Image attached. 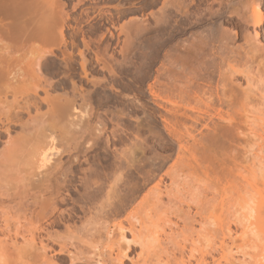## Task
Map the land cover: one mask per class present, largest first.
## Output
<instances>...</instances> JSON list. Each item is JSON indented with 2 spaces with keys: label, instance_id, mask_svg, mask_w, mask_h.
Listing matches in <instances>:
<instances>
[{
  "label": "bare ground",
  "instance_id": "bare-ground-1",
  "mask_svg": "<svg viewBox=\"0 0 264 264\" xmlns=\"http://www.w3.org/2000/svg\"><path fill=\"white\" fill-rule=\"evenodd\" d=\"M209 1L208 14L214 2L218 8L238 3ZM198 2L0 0V264H59L57 257L61 256L67 264H125L124 259L131 264H149L153 255L159 258L171 243L176 253L167 258L166 264H236L233 249L252 242L256 244L251 248L257 252L242 253L243 262L238 264H256L264 255V185L257 182L256 174L264 170L263 91L251 94V100L232 81L214 100L211 95L181 91L180 105L164 116L175 124L185 120L201 123L203 130L197 133L200 141L194 135L188 140L192 145L203 143L198 145L213 154L218 167L225 165L226 176L218 180H224L227 187L219 188L218 193L213 189L211 158L187 153L183 144H178L180 151L162 175L150 174L146 160L135 157L125 166L128 170L121 190L118 188L119 195L116 191L115 196V174L112 185L107 182V188L104 183L112 175H107L109 171L105 174L102 156L118 141V123L108 131L107 123L117 120L114 113L104 116L95 110L96 103L97 107L102 98H108L101 96L93 104L100 92L96 86L106 80L104 84L115 89L114 85L120 83L118 74L130 71L132 63L143 55L142 44L146 50L150 48L147 45L152 41L144 32L164 31L172 11L197 21ZM260 2L255 0L248 7V3H239L240 8L226 14L252 28L250 36L259 52L254 56L258 72L264 71V49L258 40V28L264 23ZM138 13H143L142 19L135 16ZM93 19L100 23L88 25ZM230 31L235 34L233 28ZM112 40V50L117 47L120 54V66L113 53H108ZM94 70L102 73L103 82L91 79L88 72ZM82 83L90 84L91 89L84 90ZM151 84L147 87L149 99L155 108L162 109ZM58 90L60 95H56ZM215 102L225 106L226 112L215 111ZM243 172L249 177L241 176ZM131 174L141 176L144 187L138 189ZM75 178L83 193H70ZM103 184L107 188L104 202L100 200V205L91 207L96 205L92 204L94 200L89 208L88 201L103 189ZM65 202L77 205L67 212L61 207ZM215 213L219 215L215 217ZM118 214L123 218L115 226ZM171 214L181 221L180 225L178 221L171 223ZM226 214L233 217L234 233ZM111 219L113 222H109ZM249 234L252 237L247 239ZM100 239L113 249L104 262L99 258L104 249ZM136 247L138 251H134Z\"/></svg>",
  "mask_w": 264,
  "mask_h": 264
},
{
  "label": "rangeland",
  "instance_id": "rangeland-1",
  "mask_svg": "<svg viewBox=\"0 0 264 264\" xmlns=\"http://www.w3.org/2000/svg\"><path fill=\"white\" fill-rule=\"evenodd\" d=\"M63 1L67 2L72 0H63ZM241 1L242 0H238V3L232 4V6L231 5L226 6L225 5L226 3L225 4L222 3L223 4L221 5L222 8L221 7L218 8L217 2H214L213 4L214 8L212 9L214 12L211 11L210 13L212 14L210 15V13L208 14L209 11L206 9L210 1L208 0L207 2L206 0H201V1L199 0L198 2L199 6L197 8V11H199L197 12V14L199 13V15L196 16L197 21L192 20L195 22L190 21L191 20L190 15L185 16L184 14H180L175 11H172L171 14L172 16L169 14L170 18L168 17L169 24H167V27L166 29H164V31L153 32L148 29V31L144 32L147 33L148 35L146 37L148 38L150 37L149 41H152L151 43L148 42L147 45L150 48L147 47L146 50V46L142 44L141 46L142 48H140L141 49L140 52H142L141 54H143L141 56L142 58L140 57V59L139 60L137 59L136 61L133 60L132 62L135 61L134 63H132L133 66L126 65V67L132 66L130 67L131 72L127 71L128 73L126 72L121 75L118 74L119 75L118 78L121 77L124 79V81L122 82L121 80L123 79L120 78V83L114 85L115 89L111 88L110 85L108 86L109 87L108 88L107 84H104V82L107 83V81L106 80H103L104 82L102 81L103 79L101 78L103 77L102 73L96 70L92 72H88V75L92 77L91 78L92 80L95 79L94 81L103 82L100 83V85L96 86V88L100 89V92L98 95L94 97L95 101H93L94 102L93 104L98 102L96 100L98 98H99L98 100H100L101 96L108 97L105 98L106 100L104 101L103 98L101 99L102 106L98 105L97 106L98 108L96 107L98 103H96L95 110L99 114L101 113V115L105 113L103 114L104 116L105 115L111 116L112 115L111 113L112 112L114 113V117L117 120H115V122L112 123L110 122L107 123L106 127L108 131L113 127L115 128L116 123H118L117 124L118 127L116 126L118 129L115 128V133L118 131L116 135L117 136L116 139L118 141L114 147L115 149L114 148L113 150L109 149L110 151H113L112 154L108 150L109 152L104 153L102 156L105 159L104 165L102 164L105 174L107 171H109L107 172V175L108 174L112 175V176H108V179L110 177L111 178L109 179V181L105 180L104 183L106 184L108 182L110 184L111 181L113 183L114 179L112 180V177L115 174L114 175L115 196H116V191L118 192L117 194L119 195L121 190V185L123 184V181H125L124 179H126L125 176H123L125 171L128 170L125 168V166L129 165L132 159H134L135 157H137V159L142 158L140 160L145 159L146 163L149 164V167H147L146 170H149L150 174L159 176L164 173L165 168H167V166L173 161L176 153L180 151V145L178 146V144L181 145L183 144L184 148L187 149L185 152L187 153L192 152V154L194 155L196 154L197 157H201V155L204 154H205L204 156L206 157L209 156L211 159L209 157L207 159H210L211 163L213 161L212 163L213 164L212 177L214 178L213 189L217 190L218 193L219 188L224 187V185L225 187H227V184H225L224 180L221 181L218 180L220 179V177L226 176L227 171L225 165H221V167H218L219 166L218 161L214 160L216 158L211 157L213 156L211 152L207 151L206 149H202L201 147L203 146L200 145H203V143L201 144V142H199L200 140L197 139L198 138L197 133L203 130L201 123L199 124L196 122L185 120L181 124H175V121L168 122L166 119L164 120L165 118L164 116L170 115L169 111L171 110V108H173V106L176 107L177 105H180L179 93L181 91H189V92L193 91L198 95L199 94L201 96L204 95V97L211 95V98L214 100L216 98V95H221L222 90H226L229 87L230 82L232 81L231 83H234L235 85L237 84L238 86L240 85V89H242V91H245L249 96L252 97L251 100L253 99L254 95H257L255 93L259 94V91L264 92V71L260 70L258 72L257 68L255 67L256 64H254V56L257 55L259 52H257L258 50L256 49V47H254V44L256 42L253 41L254 39H251L252 36H250L251 35L250 32H252V28L244 25L243 23L242 24L236 23L235 17L228 18L226 15L230 11L233 13L236 9L240 8V5L239 6L237 5L239 3L241 4L242 3ZM244 1H245L243 2L244 4L248 3L246 5L248 7L249 4L255 0H247L248 2L246 0ZM243 3L241 5H243ZM246 6L244 5L245 8ZM259 6L264 11V0H261ZM216 7L218 9L220 8L221 9L218 10L216 9ZM69 8L70 7L68 6L67 10ZM154 9L155 8H153V10ZM77 12L78 10L76 11V13ZM138 14H137L138 16L137 15L135 16L138 19L140 18L142 19L143 13H138ZM187 18L188 20L184 21V19ZM181 20L182 22L184 21L183 23L185 25L181 22ZM179 22L181 23L180 26H179ZM89 23L88 25H96V24L98 25L100 22L99 19H93L92 22ZM86 28L87 25L85 26V29ZM230 28L231 29L233 28L235 30V34H234L235 36L230 31L231 30ZM223 29H226L227 33L224 32L225 30ZM258 33H259L258 40L260 42V45L264 49V23L260 28H258ZM114 43L115 40H112L111 46L108 49V53L109 55L111 52L113 53L112 55L113 57H115L114 59L115 63H117V65L119 64L118 66H120L121 59H120V54L117 52L118 48L116 47L115 50H112ZM135 63L137 66L135 65ZM144 66L149 68L147 69ZM75 68H77L76 69L77 72L78 66L75 65ZM119 68L120 70H122L121 69L122 67ZM143 71H146L147 73L145 72L146 73L145 74L143 73ZM144 74L147 76L146 80H144L146 78ZM142 77L144 79H142ZM131 78H133V80ZM155 79L156 81L153 83ZM127 82L129 83V85H127L128 84ZM101 84L103 86H101ZM150 84L153 86L155 93L159 96L157 100L162 105L161 106L162 109L160 108L158 109L157 107L156 109L155 106L152 105L149 99L147 87ZM82 86L84 90L91 89L90 84L82 83ZM224 86L225 87L227 86V88H225ZM103 89L107 95H103L104 93ZM101 90L103 93L101 92ZM58 91H56L57 92L56 95H60V93H62L61 91L59 92ZM248 100L250 101V99ZM253 103L255 104V102ZM213 109L215 111L221 110V112H226V107L223 105L218 106L216 102L213 105ZM167 111L168 113L166 114L165 112ZM165 121L167 123H165ZM189 135L196 136V139L199 141H197L195 145L194 144L192 145V141H189L190 139L188 140ZM118 137L120 138L118 139ZM176 140L177 142L179 140L180 141L177 143ZM177 147H179V150ZM113 156H115V160H112L114 159ZM117 161L118 162L120 161L121 163L119 162L120 164H118ZM62 162L63 164L65 163L64 165H67V162L65 161L64 158ZM82 167L85 168L86 166L83 164ZM111 172H113V174ZM121 174L123 177L121 176V181H119L118 177ZM256 174H258L257 182H259V184H262L261 186H263L264 170L258 171V173ZM240 175L241 176L243 175L244 177L247 176L249 177V174H247V172H243ZM130 177L131 178L133 177L134 179L136 177L137 181H135L134 179L133 180L136 183V186L138 185L137 186L138 189L144 187V185H142L144 182L142 181L141 176L139 175L135 176L134 174H131ZM164 181L168 182L166 178ZM73 182L74 183L71 185L72 187L69 188L70 193L72 192L81 193L82 191L78 188L79 184L76 178ZM108 183L105 185L107 188L108 186H110ZM102 187L104 189V190L102 188L100 189L101 191L103 190L102 193L100 192V190L97 191V193L95 192L96 194L93 193L94 197L92 196L91 197L92 199L90 198L91 200L88 201L87 205L89 204L91 206L92 204L95 203L96 205L94 206L92 205L91 207H97L98 205L101 204V201L105 198L103 194H105L104 192L106 191L105 190L106 187H104V184L102 185ZM98 192H100L102 195L100 193L98 194ZM94 200L97 201L95 202ZM90 202L93 203L91 204ZM65 203L61 207L62 209H66V211L68 210L67 212H72L73 206L75 208L77 205L76 203L73 204V202H65ZM70 203L72 206L70 205ZM115 204L117 205V203ZM90 206L89 208H91ZM184 208L186 207L184 206ZM191 208L189 210L190 214L193 213V209ZM215 214H216L215 217L219 215L218 213ZM118 215H115V226L119 225V223L122 221L123 218L121 214ZM225 217L226 220L231 223L232 232L235 231L233 217H231L230 214H226ZM170 219L172 220V221L170 220L171 223L174 222L176 223V221L179 220L176 219V216L174 214L170 217ZM109 222H113V219L109 220ZM177 224L180 225L181 221H178ZM168 227L169 225L165 226L166 230L165 229L164 230L168 231ZM215 229L217 230L216 225H215ZM232 235L234 236V234ZM248 237H252V236H250L249 234L248 236H246V238L248 239ZM99 241L103 244V239H100ZM227 242L229 244L230 240H227ZM255 244L256 243L252 242V244H250L249 246L246 247L243 246L239 250L233 249L232 251L233 257L237 259V260L234 259L236 260L235 263L238 264L240 262H243L242 261L243 258L241 257V255H243L244 253L255 254L257 250L251 248V246H255ZM166 246H165L166 250L160 253L161 256L159 258H157L155 255L151 257L153 261L149 262V264H166L167 258H171L172 254L176 253L175 244L171 243ZM103 247H104L103 252L101 256H99V258L101 261L104 262L108 260V253L113 251V249L109 250L108 244L104 245ZM138 250H139L138 247L134 249V251H138ZM132 253L131 254L128 253V255H130L129 257L132 256ZM246 258L248 257L246 256ZM57 259H58L57 262L59 264L60 263L67 264V260L65 257L61 256V257H57ZM124 262L125 264H131L129 259H124ZM256 264H264V255H260L257 258Z\"/></svg>",
  "mask_w": 264,
  "mask_h": 264
}]
</instances>
